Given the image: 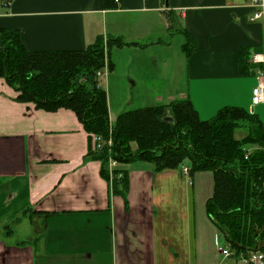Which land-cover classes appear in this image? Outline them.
Returning a JSON list of instances; mask_svg holds the SVG:
<instances>
[{"label":"crops","instance_id":"0c3cea01","mask_svg":"<svg viewBox=\"0 0 264 264\" xmlns=\"http://www.w3.org/2000/svg\"><path fill=\"white\" fill-rule=\"evenodd\" d=\"M114 3L9 0L0 27L17 31L31 52L83 50L98 37L125 42L107 49L99 69L110 124L129 110L188 99L201 120L235 106L264 127V102L251 103L258 80L251 57L264 53L252 0ZM165 12L178 19L171 32ZM185 32L196 42L188 56ZM17 96L0 77V264H234L218 251L219 231L205 210L212 172L136 161L122 166L125 196L114 195L100 161L85 159L90 138L76 114ZM238 131L245 129L236 138ZM18 227L25 234L13 240Z\"/></svg>","mask_w":264,"mask_h":264},{"label":"trees","instance_id":"16d2710c","mask_svg":"<svg viewBox=\"0 0 264 264\" xmlns=\"http://www.w3.org/2000/svg\"><path fill=\"white\" fill-rule=\"evenodd\" d=\"M1 1L0 5H4L9 0ZM100 1L103 8L116 6V0ZM164 16L167 31L175 30L178 19L171 12ZM184 34L183 50L188 56L196 42L191 35ZM122 45L126 43L121 39L98 37L83 50L31 52L26 50L17 31L0 27V77L19 92V101L32 102L46 111L70 109L88 134L97 133L107 139L105 92L94 77L104 65L107 49ZM166 109L172 111L173 123L163 120L165 116L161 114ZM111 126V146L105 145L99 151L90 147L85 159L100 161V174L112 194H126L127 172L122 167L125 164L149 161L155 169L162 170L182 169L188 161L190 175L213 173L214 190L205 210L222 238L234 251L254 248V232H259L258 241L264 235V127L255 114L226 106L211 119L201 120L190 100L185 99L167 106L126 111ZM239 128L245 129L240 139L234 134ZM244 148L250 150L247 159ZM110 156L118 163L112 177L108 170ZM8 226L4 225V229Z\"/></svg>","mask_w":264,"mask_h":264},{"label":"built area","instance_id":"2783aa9c","mask_svg":"<svg viewBox=\"0 0 264 264\" xmlns=\"http://www.w3.org/2000/svg\"><path fill=\"white\" fill-rule=\"evenodd\" d=\"M252 5L254 6V12L252 13L250 20H261L264 22V0H252ZM252 62L257 64L258 69L256 71V76L258 78L256 85L252 89V99L251 103L257 105L264 102V53H255L251 57ZM104 72L98 70L95 73L94 80L98 83V79ZM82 82V81H81ZM109 138L105 139L103 136L97 133L89 134L90 147L92 151L102 150L103 147L111 146L112 144V126L109 123ZM244 158L247 159L250 150L244 148ZM118 165L117 161L110 156L108 159V170L110 172V177L113 176L112 170ZM182 172L187 173L188 169L186 167L182 168ZM215 245L224 257H231L234 260V264H264V235L259 239V248L250 249L248 251H234L230 243L222 239L220 235L216 236Z\"/></svg>","mask_w":264,"mask_h":264},{"label":"rangeland","instance_id":"374dc122","mask_svg":"<svg viewBox=\"0 0 264 264\" xmlns=\"http://www.w3.org/2000/svg\"><path fill=\"white\" fill-rule=\"evenodd\" d=\"M0 4H2V1L0 0ZM1 6V5H0ZM105 41V40H104ZM106 44L107 43H105L104 42V46H106ZM89 52H92V50H90ZM93 54H94V52H92ZM92 77H94V75L93 76H91L90 78H92ZM19 93V92H18ZM167 115H170V116H173V113H172V111H169V110H165L164 112H162V114H161V116H167ZM236 135H237V138H242L244 135H245V132H241V131H238V133H236ZM131 149H134L133 147L131 148ZM186 163H188V161H185V163L184 164H186ZM17 235H15V237H13L12 239L13 240H15V239H17L18 237H20V236H22V235H24L25 233H24V230L22 229V228H20V227H18L17 228ZM219 235L221 236V237H223L222 236V234H221V232L219 231ZM223 239V238H222ZM218 260H220V258H218Z\"/></svg>","mask_w":264,"mask_h":264},{"label":"water","instance_id":"95a60500","mask_svg":"<svg viewBox=\"0 0 264 264\" xmlns=\"http://www.w3.org/2000/svg\"><path fill=\"white\" fill-rule=\"evenodd\" d=\"M163 120L168 121L170 123H173V121H174V119L171 116H169V115L165 116L163 118ZM258 235H259V232L258 231H255L254 232V240H255V242H254V248H253L255 250L259 248V241L257 240Z\"/></svg>","mask_w":264,"mask_h":264}]
</instances>
